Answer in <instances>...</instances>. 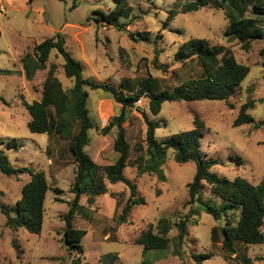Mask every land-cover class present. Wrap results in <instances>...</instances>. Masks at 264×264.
Here are the masks:
<instances>
[{"label":"rangeland","instance_id":"obj_1","mask_svg":"<svg viewBox=\"0 0 264 264\" xmlns=\"http://www.w3.org/2000/svg\"><path fill=\"white\" fill-rule=\"evenodd\" d=\"M14 1V6L8 7L0 18V69L7 71L0 74V95L7 102L0 99V149L17 167L44 171L51 190L45 203L42 233L32 234L24 228L14 231L6 226L7 218L1 205L12 210L31 175L0 173V264H144L143 247L136 243L137 238L151 227L157 231L161 218H170L172 224H176L196 208V204L189 203L188 189L196 174L194 162L177 163L170 151L164 166L166 181L159 180L153 173L140 174L136 162L146 152V117L165 122L166 127L156 131L161 141L193 129L195 116H198L205 123L202 149L208 158L221 162L212 172L232 181L245 178L254 185L261 182L264 126L256 129L254 124L264 120V101H260L264 99V39L254 40L249 50L244 49L239 40L226 35L229 21L225 12L215 7L180 13L168 20L170 11L179 12L183 4L192 0H121L129 14L121 18L127 24L123 31L93 20L97 10L107 13L115 10L117 0H34L26 5L24 0ZM256 3H264V0H247V16L256 17L252 11ZM228 9L239 17L240 12L234 5ZM259 19L264 27V17ZM57 33L64 36L68 52L84 66L85 78L118 88L127 83L128 93L135 91L146 78H153L160 91L169 92L199 78L203 68L198 59L185 64L174 59L178 48L191 38H204L211 45L225 46L239 63L251 68L245 81L229 98L234 109L224 101H174L166 102L162 112L153 115L149 100L142 98L141 103L137 101L127 110L128 118L123 126L130 152L125 175L137 185L138 196L145 204L136 206L128 221L119 225L116 220L130 198V189L124 183L111 184L104 176L107 193L97 196L93 203L83 195L82 207L74 218V227L88 232L82 242V254L70 250L64 241L63 216L69 212L75 196L70 189L77 173L69 141L56 134L31 132L28 127L31 115L24 104L42 99L52 64L56 65V76L65 89L74 85V81L66 77L64 59L56 50L50 56L48 68L39 71L34 80H27L22 70V55L33 52L35 45ZM88 92V108L96 128L90 131L91 143L85 151L97 164L110 165L119 157L114 149L117 128L108 135H103L102 129L120 114L122 105L101 89L88 88ZM250 101L255 102L254 109L249 111L255 123L234 128L241 106ZM204 195L205 199L210 196V186L205 185ZM191 220L197 225L188 224L182 256L173 253L174 238L178 234L174 225L169 235L170 251L159 254L164 258L154 264H235V257L223 249L225 222L216 221L205 212L193 215ZM237 252L239 255L247 253L253 264H264V244L239 243ZM204 254L211 257L196 261L195 255Z\"/></svg>","mask_w":264,"mask_h":264},{"label":"trees","instance_id":"obj_2","mask_svg":"<svg viewBox=\"0 0 264 264\" xmlns=\"http://www.w3.org/2000/svg\"><path fill=\"white\" fill-rule=\"evenodd\" d=\"M116 2L118 3L117 8L109 13L101 10L95 11L97 17L93 20L123 31L127 24L123 23L121 18L128 17L129 14L122 6L121 0ZM246 4L247 0H192L183 4L179 12L170 11L168 20H173L180 13L198 12L205 7L220 8L225 12L229 21L226 35L230 39L239 40L244 49L249 50L252 41L264 39V27L261 25L262 20L259 19L264 17V3L253 4L252 11L256 17L246 15L248 12ZM231 5L238 9L239 17L231 14L228 9ZM73 7H76V3ZM54 50L64 59V72L67 78L74 81L73 87L64 88L61 80L56 76L57 67L52 64L47 72L42 99L33 103L24 102V104L31 115L28 123L31 132L56 134L62 140L69 141V150L77 165V173L70 189L75 196L69 212L63 216L64 241L70 250L82 254L84 252L82 242L88 232L75 228L74 218L82 207L80 202L83 195L88 197L89 203H93L97 196L107 193L108 188L104 176L111 184L124 183L130 189V198L122 208V214L116 220L119 225L128 221L136 206L145 204V200L138 196L137 185L125 175L130 152V144L123 126L128 118L127 110L133 108L142 98L149 100L153 115L160 114L166 102L174 101H224L231 109H234L229 98L245 81L251 68L239 63L231 50L225 46L211 45L204 38H191L178 48L174 59L183 64L198 59L203 68V74L199 78L183 83L172 92L160 91L153 78H146L139 83L135 91L131 90L128 93L130 88L126 85L127 83H123L118 88L108 83L85 78L84 66L68 52L64 36L57 33L35 45L33 52H27L21 57L27 80H34L39 71L48 68L47 63ZM161 68L166 70L165 67ZM6 72L0 69V74ZM88 88L101 89L122 105L120 114L112 118L111 122L102 129L103 135H108L114 128H117L114 149L119 157L110 165L97 164L85 151L91 143L90 131L96 128L88 108L90 98ZM0 99L7 103L1 95ZM254 107V101L243 104L233 127L254 124L255 119L249 112ZM146 123V152L140 155L136 162L140 174L153 173L158 176L159 180L166 181L164 166L170 151H173L174 160L177 163L194 162L196 174L193 181L188 184V189L189 203L196 204V208L191 210V215L184 219L181 218L176 224H172L170 218H161L156 226L157 231L151 227L137 238L136 243L143 247V263L154 264L164 258L161 255L170 251L171 238L169 235L174 225L178 234L174 238L173 253L181 257L188 224L197 225L191 217L205 212L216 221L225 222L222 230L223 249L230 256L235 257V264H253V260L248 257L247 253L238 254L237 244L241 243L246 246L264 244V176L260 183L254 185L245 178H236L232 181L212 172V168L221 162L219 159L208 158L202 149L205 123L198 116H195L193 129L177 133L161 141L157 139L156 131L166 127L165 122L146 117ZM263 126L264 120L254 124L256 129ZM11 146L12 142L9 144L10 149ZM141 149H144V146ZM0 173L7 176H18L24 173L31 175V180L22 189V197L17 205L12 210H7L4 205H1V211L7 218L6 226L11 230L17 231L24 228L32 234H41L46 212L45 203L48 192L51 190L46 173L35 171L30 167H17L3 149H0ZM205 185L210 186V196L207 199L204 195ZM57 201L61 202L60 199ZM154 255L157 256L151 259ZM194 257L196 261H200V259H208L211 256L204 254ZM75 263L78 264V262Z\"/></svg>","mask_w":264,"mask_h":264},{"label":"crops","instance_id":"obj_3","mask_svg":"<svg viewBox=\"0 0 264 264\" xmlns=\"http://www.w3.org/2000/svg\"><path fill=\"white\" fill-rule=\"evenodd\" d=\"M15 1L14 0H0V18H1V14H4L7 12L8 7H12L14 6ZM28 3H32L31 1L28 2V0H24V4H28ZM0 37H2V32L0 31ZM23 56V55H22ZM21 61V59H20ZM22 65V63H21ZM23 70V67H22ZM24 73V71H23Z\"/></svg>","mask_w":264,"mask_h":264},{"label":"built area","instance_id":"obj_4","mask_svg":"<svg viewBox=\"0 0 264 264\" xmlns=\"http://www.w3.org/2000/svg\"><path fill=\"white\" fill-rule=\"evenodd\" d=\"M142 102V100H139V103H141Z\"/></svg>","mask_w":264,"mask_h":264}]
</instances>
